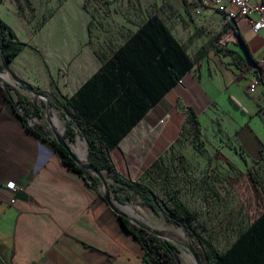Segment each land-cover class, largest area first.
I'll list each match as a JSON object with an SVG mask.
<instances>
[{
    "label": "crops",
    "instance_id": "crops-1",
    "mask_svg": "<svg viewBox=\"0 0 264 264\" xmlns=\"http://www.w3.org/2000/svg\"><path fill=\"white\" fill-rule=\"evenodd\" d=\"M164 2L180 21L179 33L160 17L151 25L148 20L134 28L127 25L123 30L128 34L115 27L111 40L117 38L118 47L103 53L96 45L104 39L97 37L100 29L89 17L78 35L65 25L52 33V14L58 10L52 12V0L38 1L37 12L50 15L42 21L25 16L19 1L10 6L2 1L0 18H5L6 4L12 17L3 21L28 42L27 52L10 67L65 106L69 117L52 108L66 125H87L115 142L110 156L121 174L146 172L170 153L190 111L201 123L206 117L211 126L217 111L227 113L230 122L219 133L230 137L249 161L264 163V78L254 64L264 70V29L254 33L244 18L232 26L198 0ZM165 29L194 61L179 78L175 74V83L170 66L161 60ZM186 36L193 38L192 44ZM126 43L127 49L116 54ZM256 78L261 82L251 93ZM3 89L0 82V264H146L142 247L101 193L66 169L57 152L27 130ZM8 182L27 199H15L17 193L5 187Z\"/></svg>",
    "mask_w": 264,
    "mask_h": 264
},
{
    "label": "rangeland",
    "instance_id": "rangeland-1",
    "mask_svg": "<svg viewBox=\"0 0 264 264\" xmlns=\"http://www.w3.org/2000/svg\"><path fill=\"white\" fill-rule=\"evenodd\" d=\"M2 1L10 6V3L16 0H0V6ZM17 1L27 11L25 16L34 21H42L50 16L37 12L39 0ZM48 1L40 0V3ZM164 1L52 0V12L58 9L52 14V33H54V27L62 29L65 25L72 35H78L89 17L90 21L100 29L97 30V37L104 39L96 45V48L103 53L112 52L118 47L117 41L119 40L117 38L114 42L111 40L115 27H121V32L128 34L123 30L129 27L127 25L134 28L146 20L160 17L177 34L180 30V21L174 19L173 13L166 8ZM83 3L88 13L84 10ZM6 4L3 5L2 13L6 18L4 19L11 22L12 16L9 17ZM199 6L206 8L201 4ZM18 32L24 38V33H21L19 29ZM18 37L22 41V38ZM192 39L186 38L190 44L193 42ZM188 48L191 50L193 46L190 45ZM28 51L33 52L31 49ZM194 58H196L195 55ZM0 75L3 76V79L0 78L3 87L5 83H8L30 101H36L39 105L44 103V106H41L43 112L41 118L34 113L32 108L24 107L30 112L29 119H27L28 125L31 123L34 126L43 127L44 131L53 137L52 128L65 134L67 125L59 111L53 110L50 106L49 123L46 118L47 109L44 101L14 86L13 80L6 76L3 70H0ZM48 94L51 95V93ZM214 120L216 125L211 126L207 124L206 117L201 119L202 136L200 140H196L193 127L185 122L180 131L178 144L171 148L170 153L160 158L157 168L150 172H143L142 169L139 173L122 174L132 181L143 183L169 207H173V199L185 205L195 215L193 236L187 235L181 227L169 223L161 211L144 206L139 195L128 189H122L121 185L115 183L107 172L102 171L106 189L110 192L112 202L116 207L122 210L123 207L130 205L140 221L147 223L152 229L170 239L188 243L197 253L203 252L205 255L211 253V248L216 253L225 254L264 212V163L249 161L243 150L232 143L230 137L219 133V130H225L230 122L227 113L217 111ZM228 128L232 130L233 127ZM68 141L72 151L81 157L80 159L88 160L87 144L80 136L77 135ZM83 153L84 156H82ZM103 190V184H101V194ZM115 195L123 198L130 197V199L121 204L115 200ZM176 255L182 264H196L185 248L178 246ZM199 258L201 264H212L211 260H205L200 256Z\"/></svg>",
    "mask_w": 264,
    "mask_h": 264
},
{
    "label": "trees",
    "instance_id": "trees-1",
    "mask_svg": "<svg viewBox=\"0 0 264 264\" xmlns=\"http://www.w3.org/2000/svg\"><path fill=\"white\" fill-rule=\"evenodd\" d=\"M153 22H158V19H149L147 24L151 25ZM146 25L141 27L136 35L143 32ZM236 36L239 38L240 42H242L237 33ZM164 37L167 47L161 53V60L165 61V63L170 66L171 69L169 71V76L171 78V82L175 83V74H177V78H179V72L190 70L194 64V61L188 56L186 49L180 45L166 29L164 30ZM127 44L128 43L121 47L116 52V54L123 53V51L127 49ZM0 48L9 64L12 63L15 57L24 52L26 48V43L20 41L17 38L14 30L1 18ZM157 52H159V49H157ZM254 64L256 69L260 71L259 77L263 79V68L258 62L254 61ZM0 70H3L1 63ZM3 93L5 101L13 106L15 111L24 122L27 130L37 139L47 142L57 152L62 164L66 169L78 174L91 188L97 192H100V186L102 182L97 176H95L92 172L83 169L74 160L70 152L61 146L56 141L55 137L46 133L43 127H32L27 124V118H29L30 112L29 109H25L24 107L28 106L29 108H32L34 113L41 118L43 117L41 106H44V103H42L43 105H39L36 101H30L24 94L20 93L16 88L8 83L4 84ZM19 108L23 109V114L19 111ZM186 122L189 123L191 127H193L196 140H200L202 136V130L198 115L195 112L190 111ZM77 135L85 139L88 150V161L97 170L101 172H107L108 176L115 183L120 184L122 189H128L139 195L144 206L149 207L152 210L161 211L169 223H173L176 226L181 227L187 235L193 236L195 215L189 211L185 205L180 203L177 199H173V207H169L143 183L139 181H132L117 171L110 156V150L116 144L115 142L109 140L106 141L95 128H91L83 124L79 126L75 121H69L64 134L65 139H74ZM263 159L264 151L262 150L261 160ZM159 160L153 163L147 172L157 168ZM129 199L130 197L123 198L119 195H115V200L121 204L126 203V201ZM120 220L123 227L134 236V238L142 247L144 251V263L182 264L181 260L176 255V252L178 251L177 245L156 235L148 233L140 227L132 224L124 217H120ZM198 254L205 260H211L212 264H264V212L250 226L247 232L239 237L236 243L225 254L216 253L213 248H211L210 254L205 255L203 252H198Z\"/></svg>",
    "mask_w": 264,
    "mask_h": 264
},
{
    "label": "water",
    "instance_id": "water-1",
    "mask_svg": "<svg viewBox=\"0 0 264 264\" xmlns=\"http://www.w3.org/2000/svg\"><path fill=\"white\" fill-rule=\"evenodd\" d=\"M0 63L1 66L3 68V73L10 77L13 82H14V86H17L19 88H22L30 93H32L35 97L41 99L42 101L45 102V106L47 109V121L50 123V106L54 105L56 108L60 109L65 115H68L66 108L64 107L63 104L60 103V101L56 98L53 97L52 95H49L48 93H43L41 91H39L38 89L34 88L32 85L26 83L25 81L21 80L20 78H18L12 71L10 64L6 61V58L4 57L1 48H0ZM0 78L3 79V76L0 75ZM52 132L54 134V137L56 139V141L63 146L65 149H67L71 156L74 158V160L85 170H88L90 172H92L95 176H97L102 184H103V192H102V196L103 198L109 203V205L111 206V208L113 209V211L119 216V217H124L127 220H129L132 224L140 227L141 229L147 231L150 234L156 235L166 241H170L172 243H174L175 245L185 248L190 255L193 257L194 261L196 264H201V260L198 256V253L196 252V250L189 245L188 243L185 242H181V241H177V240H173L170 239L169 237L162 235L161 233L155 231L154 229H152L147 223L140 221L139 219H135L130 217L129 215H127L125 212H123L121 209H119L118 207H116L113 202H112V198L110 195V192L106 189V183L104 181V177L102 175V172L97 170L88 160L83 161L82 159H80L73 151L71 148V144L70 142L65 139L64 135L57 131L56 129L52 128ZM15 199H20V200H25L27 199L26 195L18 192L15 195Z\"/></svg>",
    "mask_w": 264,
    "mask_h": 264
},
{
    "label": "built area",
    "instance_id": "built-area-1",
    "mask_svg": "<svg viewBox=\"0 0 264 264\" xmlns=\"http://www.w3.org/2000/svg\"><path fill=\"white\" fill-rule=\"evenodd\" d=\"M198 3L206 7H214L232 26L235 20L244 18L250 21L254 33L264 29V3H255L253 0H198ZM260 82L259 78L254 79L250 86L251 93L255 92ZM19 111L24 113L20 108ZM29 126L34 125L29 123ZM5 187L12 193H17L14 182L6 183Z\"/></svg>",
    "mask_w": 264,
    "mask_h": 264
},
{
    "label": "bare ground",
    "instance_id": "bare-ground-1",
    "mask_svg": "<svg viewBox=\"0 0 264 264\" xmlns=\"http://www.w3.org/2000/svg\"><path fill=\"white\" fill-rule=\"evenodd\" d=\"M122 211L132 218L140 219L137 213L134 211V209L130 205L123 207Z\"/></svg>",
    "mask_w": 264,
    "mask_h": 264
}]
</instances>
